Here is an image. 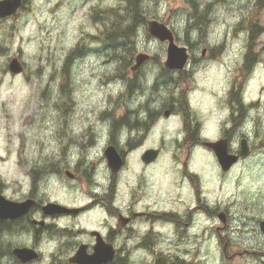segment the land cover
Instances as JSON below:
<instances>
[{"label":"rangeland","instance_id":"374dc122","mask_svg":"<svg viewBox=\"0 0 264 264\" xmlns=\"http://www.w3.org/2000/svg\"><path fill=\"white\" fill-rule=\"evenodd\" d=\"M193 1L199 11L209 5L204 25H193L195 12L190 0H138V13H125L126 0H26L14 19L1 23L0 184L6 198L16 200L26 195L29 165H43L57 155V140L69 138L71 130L78 135L88 127L101 133L107 128L105 120L111 118L104 116L106 109L130 105V99L124 100L128 95H121L126 86L122 79L130 76L128 67L136 55L144 53L151 59L140 70L137 82L142 91L138 92L160 97L172 90L168 97H173L174 103L180 98L183 101L175 104L177 119L161 120L155 127L156 137L171 141L162 147L160 165L155 169L165 180L176 181L180 188L179 163L172 161L180 162L187 152L185 133L180 130V111L186 98L189 110L184 111L185 125L189 122L194 126L195 120L199 121L201 137L216 141L223 125L230 127L229 108L233 102L237 106L242 97L244 106H237L241 115L238 127L239 132L245 129L251 146L249 157L234 165L227 175L220 172L213 155L201 149L190 151L188 161L191 171L202 177L210 208L228 212L225 234L231 241L230 253L248 249L255 254L224 257L214 230L221 223L217 218L203 223L202 216H195L194 233L198 234H194L193 242L163 241V252L190 255L193 264L264 262L260 254L264 252V234L256 225L259 218H264V0L259 7L254 0ZM100 9H112L116 18L123 16L119 23L122 31L134 24L129 37L116 40L119 59L112 58L111 36L108 47L98 41L104 39L105 32L94 17V11ZM132 15L135 18L131 21ZM112 17L107 15L108 19ZM150 20L167 26L175 44L187 49L189 56L182 71L164 68L167 43L147 33L146 22ZM252 24L258 26L260 34L249 39ZM96 36L98 39L92 38ZM249 52L253 62L247 61ZM16 55L24 63V71L12 75L7 68ZM170 81L172 85L166 83ZM131 89V93L136 92V88ZM100 138L104 139L105 134ZM236 144L234 141L233 149ZM98 171H104L102 164ZM58 187L57 178L49 177L41 189L53 194L58 193ZM165 192L162 190L163 208H172L181 215L193 204L187 186L170 194ZM205 226L208 239L200 233ZM25 241L24 236L15 239L16 243ZM42 249L48 253L53 247L45 243Z\"/></svg>","mask_w":264,"mask_h":264},{"label":"flooded vegetation","instance_id":"af4514ba","mask_svg":"<svg viewBox=\"0 0 264 264\" xmlns=\"http://www.w3.org/2000/svg\"><path fill=\"white\" fill-rule=\"evenodd\" d=\"M25 1L22 0V8ZM16 15L0 18V25ZM14 57L20 61L24 71L20 56ZM149 60L135 71L131 70L134 63L128 67L130 76L122 79L126 86L121 95H128L124 100L130 99V105L125 103L119 109H106L104 116L111 115L105 120L106 129L95 133L92 127H88L78 131V135L71 130L69 138L57 140V155L48 158L43 165L39 162L29 165L26 195L16 200L9 199L29 202L27 212L14 219H0V264H193L190 255H173L176 252L171 251L165 255L162 243L193 242L194 234H198L194 233L195 216H202L203 223L210 218L219 220L221 225L214 230L222 244V255L227 259L234 255L255 254L248 249L230 253L231 241L225 234L228 212L210 208L201 175L189 167L190 151L201 149L213 155L220 170L213 152L201 145L205 140L200 135L199 121L195 120L194 126L189 122L185 125L184 111L189 110L187 98L180 111L184 124L180 130L185 133L183 143L187 145V152L180 162L172 161L179 163V167L176 166L181 174L180 188L176 181L165 180L155 171L160 165L162 147L171 142L161 135L156 137L155 127L161 120L177 119L175 104L183 101L180 98L174 103L173 97H168L172 90L160 97L152 92L149 96L138 92L142 91L137 82L140 70ZM166 83L172 85V81ZM131 88H136V92L131 93ZM153 89L157 88L154 86ZM233 104L227 116L230 127L226 123L223 125L218 140H227L228 152L237 154L241 140L246 139L251 152L249 135L244 128L239 132L241 115L237 106L240 105L238 102L237 106ZM190 126L192 128L188 129ZM103 133L105 138L101 139ZM234 141L238 145L233 149ZM246 159L239 158L228 171L220 172L227 175L234 165ZM101 164L103 172L98 171ZM150 169L152 173L147 172ZM49 177L57 178L58 193L51 194L41 189ZM183 186L188 187L193 204L191 202L181 215L172 208H163L162 190L170 194ZM0 194L4 196L1 184ZM76 195H81L82 200L75 198ZM48 204L60 205L68 211L45 212L44 207ZM263 219L259 218L256 225L264 234L261 230ZM200 233L203 239H208L206 226ZM22 236L26 241L16 243L15 239ZM45 243L53 247L48 253L42 249ZM18 248H27L35 255H16L14 250ZM260 254L264 255V252Z\"/></svg>","mask_w":264,"mask_h":264},{"label":"water","instance_id":"95a60500","mask_svg":"<svg viewBox=\"0 0 264 264\" xmlns=\"http://www.w3.org/2000/svg\"><path fill=\"white\" fill-rule=\"evenodd\" d=\"M22 0H1L0 1V18L11 16L21 7ZM147 32L150 36L156 38L160 42H167L166 60L164 68L167 70H182L188 60V53L185 47H178L175 44L173 33L162 23L151 20L146 23ZM204 50L202 55H204ZM150 56L139 53L135 57V63L131 67L132 71L139 68ZM8 71L12 75L20 74L23 68L17 58L10 60ZM167 116V113H165ZM201 145L211 150L217 160L220 170L226 172L237 162L239 158L249 156V146L246 139H242L237 154L228 152L227 140L203 141ZM29 202H15L6 199L0 194V219H14L25 214L29 208ZM45 212H63L68 211L57 204H48L44 207ZM261 230L264 232V223L261 224ZM16 255H35V253L27 248H18L14 250Z\"/></svg>","mask_w":264,"mask_h":264},{"label":"trees","instance_id":"16d2710c","mask_svg":"<svg viewBox=\"0 0 264 264\" xmlns=\"http://www.w3.org/2000/svg\"><path fill=\"white\" fill-rule=\"evenodd\" d=\"M256 1V6H260V3L262 2V0H254ZM127 2V7L124 9L125 13H138V0H126ZM190 3L192 4L193 8H194V22L193 25L194 26H200V25H204L205 22L207 21V17H208V10H209V5L203 9L202 11L197 10V7L194 4L193 0H190ZM111 15L114 16L112 17V19H108L107 15ZM94 17L95 19L98 20V22H101L102 28L105 31L103 33L104 39H98L97 36L96 37H92V38H97L98 41H101L103 47H108L110 39L109 37L112 39V42L109 47L112 48L113 51V57L114 59H119V56H117V53L120 50V47L116 44L118 39H125L126 37H129V34L133 32L134 29V24H130L125 31L121 28V25H119L120 22H122V20L124 19L123 16H117L116 18V13L112 12V9H100V10H96L94 11ZM135 16L132 15L131 17V21L134 20ZM107 21V23L105 22ZM118 21V22H117ZM111 22H116L115 24ZM109 23H110V27H109ZM112 28V29H110ZM111 30V33H109V31ZM120 31V32H119ZM260 31L258 30V26L256 24H252L249 28V39H253L256 38L258 36V34ZM109 39L108 42L104 43L103 41L106 39ZM73 53H76L77 51H72ZM68 59V58H67ZM121 59V56H120ZM254 58L251 57L250 52L247 54V61L249 62H253ZM69 61V60H68ZM66 60V62H68ZM63 72L65 74V69L63 68ZM235 95H237V91L235 90Z\"/></svg>","mask_w":264,"mask_h":264},{"label":"bare ground","instance_id":"6f19581e","mask_svg":"<svg viewBox=\"0 0 264 264\" xmlns=\"http://www.w3.org/2000/svg\"><path fill=\"white\" fill-rule=\"evenodd\" d=\"M241 118V117H240ZM239 120V119H238ZM239 123V122H238ZM240 124V123H239Z\"/></svg>","mask_w":264,"mask_h":264}]
</instances>
